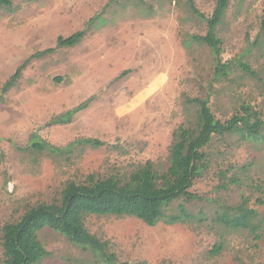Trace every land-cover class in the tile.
<instances>
[{
	"label": "rangeland",
	"instance_id": "1",
	"mask_svg": "<svg viewBox=\"0 0 264 264\" xmlns=\"http://www.w3.org/2000/svg\"><path fill=\"white\" fill-rule=\"evenodd\" d=\"M111 1L15 0L13 11L0 9V91L33 55L55 49L31 59L0 104V228L28 208L59 198L69 180L127 177L149 160L161 166L184 122V96L210 98L222 122L248 106L264 122V0H233L218 31L223 61L240 58L258 78L237 67L216 83L211 51L196 47L192 54L182 44L185 33L207 34V24L189 14L188 0ZM217 1L194 0L206 17ZM95 17L81 44L56 48L60 37L84 30ZM89 99L72 124H49ZM32 133L57 147L80 138L106 146L33 162L15 148L27 145ZM208 151L215 161L192 188L207 200L191 206L205 211L204 224L151 227L133 217L90 216L87 228L110 241L122 263L264 264V139L216 138ZM225 182L228 189L221 187ZM244 199L260 215L257 234L212 221ZM40 239L50 252L43 264H102L57 232L46 230ZM216 246H222L218 256L211 254Z\"/></svg>",
	"mask_w": 264,
	"mask_h": 264
},
{
	"label": "trees",
	"instance_id": "2",
	"mask_svg": "<svg viewBox=\"0 0 264 264\" xmlns=\"http://www.w3.org/2000/svg\"><path fill=\"white\" fill-rule=\"evenodd\" d=\"M14 1L0 0V9L13 11ZM232 1L218 0L212 16L206 17L196 7L194 0H188L189 14L207 24V34L201 36L185 33L182 44L192 54L196 47H206L211 51L214 59L212 83L227 79L237 67L253 78H258L251 66L240 58L223 61L224 42L218 31L226 20ZM96 18H92L84 30L67 38L60 37L56 48H74L81 44L90 33ZM53 52L55 49L38 52L20 66L1 88L0 104L5 103V96L18 85L31 59ZM262 86L264 89V81ZM90 103L91 99L54 116L49 124H72L75 117ZM182 106L184 122L173 133L165 163L160 166V163L149 160L127 177L112 175L97 178L90 175L83 182L69 180L59 198L28 208L18 221L0 228V249L3 254L1 264H43L50 257V252L40 239V234L46 230L65 236L75 246L92 253L102 264H127L119 261L110 241L89 231L86 219L90 216L133 217L151 227L159 223L169 226L204 224L208 220L205 211L201 209L195 212L191 206L207 200L192 192V188L197 179L208 173L215 161L214 153L208 149L216 138L239 136L244 142L260 141L264 139V122L249 106L244 108L243 114H236L222 122L216 118L210 98L184 96ZM104 146L106 144L100 140L80 138L65 147H57L38 133H32L27 145L15 148L37 162L41 158L54 161L69 159L79 150L100 149ZM221 187L228 189V184L225 182ZM249 204V200L244 199L239 205L217 213L212 221L230 230H246L257 234L260 215ZM221 252L222 246H216L211 254L218 256Z\"/></svg>",
	"mask_w": 264,
	"mask_h": 264
}]
</instances>
